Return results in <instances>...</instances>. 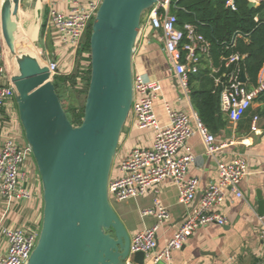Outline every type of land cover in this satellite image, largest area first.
I'll return each mask as SVG.
<instances>
[{"label": "built area", "instance_id": "obj_1", "mask_svg": "<svg viewBox=\"0 0 264 264\" xmlns=\"http://www.w3.org/2000/svg\"><path fill=\"white\" fill-rule=\"evenodd\" d=\"M102 1L48 0L47 27L56 32V37L61 42L58 55L54 54L53 59H48L43 64L48 67L52 79L56 75L66 74L63 69L68 64L67 60L80 56L88 28ZM249 1L262 7L264 12V0ZM59 3L62 4V8H59ZM226 5L236 10L235 0H227ZM262 18V13L254 15V20L259 24L264 23ZM142 25L149 30L156 29L161 32L164 50L172 63L175 78L190 94L191 75L201 71L204 59L212 63V42L196 24L186 22L183 26L178 25L177 16L171 12V0H159L143 19ZM239 39L248 42L249 35L237 31L229 46H236ZM82 55L88 58V54ZM8 57L9 51L0 22V196L4 201L0 215V234L7 242V251L0 257V264H26L37 245L42 221L26 222L19 227L5 223L15 205L34 198L29 188L31 171L27 167L32 154L31 147L19 141L16 127L10 129V125L5 124L6 109L13 107L14 102L17 106L16 90L12 82L15 73H10L7 68ZM245 58L246 55L239 52L223 56L222 61L227 68L223 76L219 75L221 67H216L212 63L213 79L220 88L221 109L235 125L248 114L257 98L264 92V67L259 73L258 84L249 89L247 86L249 78L242 67ZM243 76L246 78L243 79ZM133 82L134 101L131 112L138 128L155 129L154 144L151 148H136L122 160L121 175L110 176L109 196L110 199L126 201L151 190L157 191V186L167 179L177 184L179 200L183 204H191L200 193L199 205L189 209L179 229L160 250L158 231L169 219L170 212L159 202L155 207L142 211L145 216H155L156 223L131 238V256L142 251L154 264H174V251L180 250L199 228L210 224L223 226L227 223L226 217L219 210L226 202L227 190H231L239 198H245L240 184L250 174L249 164L243 156L230 162L217 161L219 178L201 193L199 178L186 177L190 165L196 159L188 140L198 132L205 143L207 155L216 158L217 152L221 149L216 135L196 112L191 114L184 110L171 109L168 105L170 121L167 125L161 126L154 109V102L162 91L161 83L148 81L141 74H134ZM15 118V121L20 122L19 112ZM258 121L259 116L254 115L251 127L253 131L258 130ZM255 214L259 222L262 244L257 264H264V214H259L256 210ZM230 264L246 263L234 257Z\"/></svg>", "mask_w": 264, "mask_h": 264}, {"label": "water", "instance_id": "obj_2", "mask_svg": "<svg viewBox=\"0 0 264 264\" xmlns=\"http://www.w3.org/2000/svg\"><path fill=\"white\" fill-rule=\"evenodd\" d=\"M158 1H102L91 24L84 116L73 125L48 67L15 41L14 17L20 9L41 16L44 0H1V31L18 68L12 82L19 118L44 202L39 239L26 264H127L131 236L113 207L108 185L134 101V48L143 19ZM248 5L257 7L252 1ZM257 193L259 214H264ZM132 258L146 264L142 251Z\"/></svg>", "mask_w": 264, "mask_h": 264}, {"label": "crops", "instance_id": "obj_3", "mask_svg": "<svg viewBox=\"0 0 264 264\" xmlns=\"http://www.w3.org/2000/svg\"><path fill=\"white\" fill-rule=\"evenodd\" d=\"M259 7L257 5L255 8ZM44 8L43 4L42 12ZM59 8H62L61 3H59ZM34 15L36 22L37 12ZM262 17L264 19L263 14ZM50 41L54 53L57 54L61 42L56 37V32L53 29ZM82 56H78L77 59H69L64 72L67 74L72 73L75 63H77L79 58L80 60L82 58V65L85 69L84 66L88 65V63L87 59ZM212 63L204 59L201 69L209 68L210 73L207 72L208 76L213 78V65L216 67L217 65H212ZM219 67H222V58ZM133 72L134 74H141L148 81H158L161 83L162 91L154 102L156 117L161 126L167 125L170 121L167 105L171 109H180L191 114L193 112L197 113L191 92L190 94L187 93L175 78L172 63L164 50V43L161 40V32L159 30H149L144 25L141 26L134 48ZM223 73L220 75H223ZM200 83L201 81L195 80L193 85L199 87ZM257 84L258 78L256 84H253L249 80L247 86L249 89H252ZM215 87L219 88L216 84ZM191 88L192 86H190V90ZM17 112V106L14 102L13 107L10 106L5 111V124L10 125V129L16 127L19 141L27 145L21 123L14 120ZM222 112L227 118V124L220 130L213 132L217 137V143L221 145V149L217 152L216 158L207 155L205 143L201 135L196 132L188 140L196 159L190 165L186 177L199 178L202 193L211 183L216 182L219 178L217 161L230 162L239 156H243L248 161L250 172L240 184L245 198H239L231 190H227L226 202L219 210L226 217L227 223L223 226L210 224L199 228L180 250L174 251V264H230L231 259L234 257H237L246 264L258 263L262 244L259 236V222L255 210L259 213L260 198L258 197V190H260L262 199L264 200V101L257 100L248 114L236 125L230 122L228 115L224 111ZM254 115L259 116L258 130L256 131L251 129ZM155 133L156 131L153 128H138L134 114L131 112L120 137L111 176L119 177L121 175V162L134 149L151 148L154 144ZM33 162V159L30 157L27 167L31 173ZM30 175L29 188L34 198L15 205L5 221L6 225L19 227L26 222L38 221L42 218L43 198L41 178L39 173V176L35 174ZM111 202L131 238L138 232L153 226L157 221L153 215H143V210L155 207L157 202L166 206L169 209L170 217L158 231V250H160L179 229L189 209L199 205L200 193L191 204H183L179 200L177 184L173 180L167 179L157 186V191L155 192L151 190L136 198H129L126 201H118L112 198ZM3 203V198L0 196V215ZM6 251L7 242L0 234V257L4 256ZM127 264L137 263L130 256ZM146 264L154 263L151 259L146 258Z\"/></svg>", "mask_w": 264, "mask_h": 264}, {"label": "trees", "instance_id": "obj_4", "mask_svg": "<svg viewBox=\"0 0 264 264\" xmlns=\"http://www.w3.org/2000/svg\"><path fill=\"white\" fill-rule=\"evenodd\" d=\"M226 2L227 0H171V12L177 16L179 26H183L186 22L194 23L212 42V62L217 67H219L223 56L235 52L246 55L242 64L243 70L248 74L250 82L256 84L258 74L264 67V23H257L254 20V15L261 13L262 7L251 9L248 5L249 0H235L236 10H234L227 6ZM262 20L264 19L262 18ZM237 31L248 34L249 41L239 39L236 46L231 47L229 45ZM90 35L91 25L80 51V56L82 53H86L89 59ZM6 64L8 65L7 59ZM82 64L83 60L79 58L75 72L67 75H56L53 78L56 91L73 125L82 123L85 101L81 106L71 104V106L66 107L64 91H67L69 86L77 88L81 77H83L82 79L86 80L87 84L84 90L87 94L91 74L90 63L86 65L89 70L86 66L84 69ZM209 71V68H205L201 69L199 73L191 75V96L199 117L212 132H216L227 124V118L220 107V88L215 87L214 79L208 76L207 72ZM224 71H226V67L222 61L220 74ZM195 80L201 81L199 87L193 85ZM257 100L264 101V92L260 94Z\"/></svg>", "mask_w": 264, "mask_h": 264}, {"label": "rangeland", "instance_id": "obj_5", "mask_svg": "<svg viewBox=\"0 0 264 264\" xmlns=\"http://www.w3.org/2000/svg\"><path fill=\"white\" fill-rule=\"evenodd\" d=\"M44 10L41 14V16L37 17L39 19L38 22V32H36V36H37V40H36V44L38 42V44L34 46V50L33 52H30V54L35 55L38 60L41 62V64H45L46 61L48 59H53L54 58V49L51 46V41H50V37H52V29L49 27H47V23L46 20L48 19V0H44ZM261 13L264 15V12L261 11ZM33 14V15H32ZM34 11L33 10H29L27 9L26 11L22 9V11L19 12V14L17 16L14 17L16 26H17V36H18V43L17 46L21 43L22 45H26L27 47H29L30 45V37L32 35V29L34 27ZM69 60H67L66 62H68ZM7 62H8V70L10 73H16L18 71L17 65L15 63V61L12 59L11 56H9V58H7ZM64 62V61H63ZM65 62V63H66ZM90 62V59L87 58V63ZM64 67V66H63ZM75 67H77V63H75V66L73 68L74 72H75ZM65 68V67H64ZM17 70V71H16ZM87 70H89V67L87 68ZM64 72V69H63ZM71 74V73H70ZM65 75V74H64ZM67 75V73H66ZM83 77H81V81H79L78 84V89L73 87V86H69L67 87V91L65 92V99H66V107L74 105V106H81L84 104L85 101V88H86V80L82 79ZM66 90V89H65ZM18 106V105H17ZM18 110V107H17ZM23 128V127H22ZM24 131V129H23ZM25 135V132H24ZM26 139V137H25ZM26 143L28 144L27 140ZM31 158L33 159V163L31 165V169H32V173L30 174H35L36 176H39L37 173V166H36V161L35 158L33 156V153L31 154Z\"/></svg>", "mask_w": 264, "mask_h": 264}, {"label": "bare ground", "instance_id": "obj_6", "mask_svg": "<svg viewBox=\"0 0 264 264\" xmlns=\"http://www.w3.org/2000/svg\"><path fill=\"white\" fill-rule=\"evenodd\" d=\"M39 6H41V4H39ZM40 8V7H39ZM22 9L19 10V12L21 11ZM39 10V9H38ZM34 13L36 14V10H33ZM19 14V13H18ZM256 15V14H255ZM37 17L38 16V13H37ZM38 22H39V19L37 18L36 22L34 20V27L32 29V35L30 37V46L27 47L26 45H22L21 43L17 46V47H20V49H23L24 52H27V53H30V52H33L34 50V46L36 44V40H37V36H36V32H38ZM15 41H16V44L18 43L19 39H18V36H17V33H15ZM32 55V54H31ZM9 58V57H8ZM14 60V59H13ZM17 71V70H16Z\"/></svg>", "mask_w": 264, "mask_h": 264}]
</instances>
